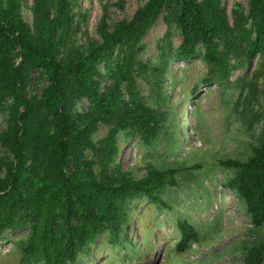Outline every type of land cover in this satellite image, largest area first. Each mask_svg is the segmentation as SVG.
Instances as JSON below:
<instances>
[{"label": "trees", "instance_id": "trees-1", "mask_svg": "<svg viewBox=\"0 0 264 264\" xmlns=\"http://www.w3.org/2000/svg\"><path fill=\"white\" fill-rule=\"evenodd\" d=\"M248 3L247 13L234 5L231 23L221 0H148L129 21L112 29L100 25L99 41L80 43L74 0H32L31 22L22 15L23 0H0V106L6 104L7 112L0 141L11 155L0 158V237L27 230L25 237L13 239L18 264H82L105 233L110 245L137 251L127 229L132 206L144 200L157 212L176 210L171 194L184 188L180 176L187 167L149 165L135 178L111 166L119 151L117 134L135 133L140 145L164 138L169 154L175 152L181 138L163 128L165 112L149 106L137 85L140 77L151 94L166 96L163 81L174 62L201 56L210 74L203 82L222 86L227 63L244 53L249 65L259 57L257 74L264 81V0ZM160 17L165 38L157 58L145 61L139 57L142 41ZM174 29L181 36L177 46L171 40ZM33 72L48 82L38 97L28 95ZM249 87L245 105L253 97L252 82ZM80 100L87 102L85 111L76 109ZM260 120L264 115L253 117ZM100 125L107 134L95 142L92 135ZM86 150L96 160L88 159ZM219 164L252 225L263 226L264 124L245 160L229 157ZM166 218L177 236L169 251L184 252L200 240L188 220ZM148 239L144 233L141 241ZM263 258L264 242L253 244L243 264Z\"/></svg>", "mask_w": 264, "mask_h": 264}, {"label": "rangeland", "instance_id": "rangeland-1", "mask_svg": "<svg viewBox=\"0 0 264 264\" xmlns=\"http://www.w3.org/2000/svg\"><path fill=\"white\" fill-rule=\"evenodd\" d=\"M147 1L74 0L77 4L75 20L81 28L79 42L99 41L100 25L112 29L123 21H129ZM221 2L231 23L236 3L241 4L245 13L249 10L248 0ZM31 5L32 0H23L22 15L27 22L32 21ZM166 31V24L160 17L142 41L141 59L153 62L157 58V46L165 38ZM171 40L174 46L181 40L176 29L172 31ZM259 60L255 57L249 65L244 53L233 56L227 63L222 86L203 82L210 74L201 56L174 62L163 81L167 94L163 97L151 94L147 83L137 77L138 89L147 104L161 106L165 112L163 128L182 141L175 152L169 154L164 138L155 137L152 142L140 145L137 134L119 132L116 137L119 151L111 166H120L135 178L145 175L149 165L163 169L186 166L180 176L185 186L177 194H171L175 195V211L157 212L153 204L144 200H138L132 206L127 229L137 251L110 245L107 242L109 233H105L97 238L90 254L82 256V264H243L247 248L264 242V225L260 228L252 225L244 203L228 188V175L219 164L220 159L229 157L245 160L260 139L264 120L253 121V117L264 115V81L257 74ZM99 69L105 71L104 65ZM251 82L253 97L251 104L245 105L243 99L250 93ZM47 84L45 76L33 72L29 97H38ZM193 90L196 91L195 96L188 97ZM240 95L241 101L237 102ZM5 108L6 104L0 106V138L7 128ZM86 108L85 100L78 101L77 111H85ZM188 117L192 120L190 125ZM107 129L100 125L92 135L93 141L105 138ZM85 154L88 159L96 160L90 150ZM10 157L0 141V158ZM195 163L201 164V168H189ZM98 169L96 166V171ZM170 190L173 191L172 188L167 189L168 192ZM166 216H177L194 224L200 240L191 243L184 252L169 251L177 236L173 222ZM144 233L149 239L143 244ZM26 234L27 230L7 231L0 237V264H18L20 253L13 239ZM258 264H264V258Z\"/></svg>", "mask_w": 264, "mask_h": 264}]
</instances>
